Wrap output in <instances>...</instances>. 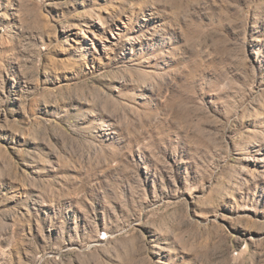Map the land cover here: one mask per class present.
Segmentation results:
<instances>
[{"label": "rangeland", "instance_id": "rangeland-1", "mask_svg": "<svg viewBox=\"0 0 264 264\" xmlns=\"http://www.w3.org/2000/svg\"><path fill=\"white\" fill-rule=\"evenodd\" d=\"M0 264H264V0H0Z\"/></svg>", "mask_w": 264, "mask_h": 264}, {"label": "bare ground", "instance_id": "bare-ground-1", "mask_svg": "<svg viewBox=\"0 0 264 264\" xmlns=\"http://www.w3.org/2000/svg\"><path fill=\"white\" fill-rule=\"evenodd\" d=\"M114 80H116V78L114 77ZM131 84L133 86H136V87H140L142 89H148L149 87H147V85L145 84V82L141 81L139 78H137L136 76H133L132 77V80H131ZM241 173V172H240ZM240 173L239 175H235V178L236 180L239 182L240 179H241V176H240Z\"/></svg>", "mask_w": 264, "mask_h": 264}]
</instances>
